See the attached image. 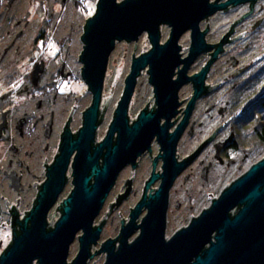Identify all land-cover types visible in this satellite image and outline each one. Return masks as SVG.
<instances>
[{"label":"flooded vegetation","instance_id":"flooded-vegetation-1","mask_svg":"<svg viewBox=\"0 0 264 264\" xmlns=\"http://www.w3.org/2000/svg\"><path fill=\"white\" fill-rule=\"evenodd\" d=\"M99 1L0 0V258L21 234L63 147L84 128L94 101L83 76L84 37ZM182 21L158 25L159 45L174 38L177 48L164 52L159 71L147 21L130 39L116 38L108 57L93 138L81 143L83 151L97 150L99 175H87L103 199L92 224L101 229L93 253L109 240L118 247L126 227L133 241L154 212L164 211L167 240L195 229L216 198L264 157V0L233 1L196 26ZM201 34L209 48L193 53ZM147 54L128 93L133 63ZM78 152L68 159L49 221L62 215L74 189ZM82 233L71 247H80Z\"/></svg>","mask_w":264,"mask_h":264},{"label":"water","instance_id":"water-1","mask_svg":"<svg viewBox=\"0 0 264 264\" xmlns=\"http://www.w3.org/2000/svg\"><path fill=\"white\" fill-rule=\"evenodd\" d=\"M233 1L247 0H227L221 4H210L209 0L99 1L96 14L88 20L84 37L87 46L82 55L85 63L83 76L94 93L84 128L77 140L63 147L64 151L57 158L35 207L24 220L21 234L16 235L10 249L1 256L0 264H88L102 252L107 253L103 264H264V157L216 198L212 207L196 220L195 229L177 232L167 240L164 211L162 215L154 212L152 220L144 219L142 231L133 241L129 242V238L134 231L126 227L118 247L109 240L101 250L92 252V244L97 242L101 231L100 228L93 229L92 224L103 199L96 197L97 184L91 189L90 176L87 175L89 170L99 175L97 150L94 154L83 151L81 143L83 138H93L105 67L115 39H130L133 30L147 21L153 28L154 70L159 71L166 59L164 52L177 50L174 38L165 45H159L157 33L161 22L172 19L181 25L184 23L182 20L194 19L196 26L202 18ZM191 43L193 53L209 48L203 34L195 36ZM221 49L222 43L216 55ZM150 56L147 54L135 59L127 76L128 93L132 92L136 77ZM77 147L80 152L75 161L74 189L64 202L62 215L57 221L53 216L49 221L48 213L64 186L68 159ZM142 205L137 206L134 216ZM238 205L241 207L232 217L230 211ZM81 230L79 250L69 262L71 245Z\"/></svg>","mask_w":264,"mask_h":264},{"label":"rangeland","instance_id":"rangeland-1","mask_svg":"<svg viewBox=\"0 0 264 264\" xmlns=\"http://www.w3.org/2000/svg\"><path fill=\"white\" fill-rule=\"evenodd\" d=\"M218 21H224V18H220V20H218ZM54 217V216H53ZM53 217L50 215V221L53 219ZM58 217V216H57ZM57 217H54L55 218V221H56V218ZM59 218V217H58ZM57 218V219H58ZM78 250H79V245H78V243H76L75 245H73L72 247H71V249H70V254H69V260L71 261L75 256H76V254H77V252H78ZM94 261H95V263H94ZM104 258L103 257H97V258H95V259H93V260H91L88 264H103L104 263ZM35 263H37V262H35ZM34 263V264H35Z\"/></svg>","mask_w":264,"mask_h":264}]
</instances>
